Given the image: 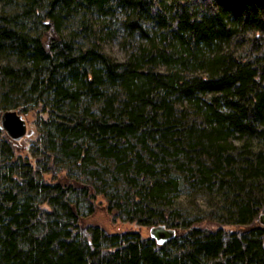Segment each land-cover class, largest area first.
I'll return each instance as SVG.
<instances>
[{"label": "trees", "instance_id": "1", "mask_svg": "<svg viewBox=\"0 0 264 264\" xmlns=\"http://www.w3.org/2000/svg\"><path fill=\"white\" fill-rule=\"evenodd\" d=\"M116 6L149 40L123 59L97 39ZM0 15V51L20 57L0 67V111L48 114L33 151L0 127V264H264V0H17ZM183 180L238 227L182 218ZM99 196L175 236L85 223Z\"/></svg>", "mask_w": 264, "mask_h": 264}, {"label": "rangeland", "instance_id": "2", "mask_svg": "<svg viewBox=\"0 0 264 264\" xmlns=\"http://www.w3.org/2000/svg\"><path fill=\"white\" fill-rule=\"evenodd\" d=\"M17 0H0V12L10 13L13 11ZM116 1V0H115ZM111 5H115V2H111ZM106 17L102 16L100 20L106 22L104 26L99 25L97 21V39L100 41L102 47L116 59H123L128 54L135 50L140 45L147 43L149 40L145 38L140 32L135 31L133 35H130V31L122 24L125 20L124 9L121 6H116L114 9L108 10ZM0 21H7L6 16L0 15ZM98 20V18H97ZM2 23H0L1 25ZM247 37H253V32H248ZM246 37V38H247ZM80 44H86L88 40L78 38ZM240 43L233 40L226 43L224 49L232 50L237 54L240 52L249 51L250 47L247 43ZM3 46L7 47V41L2 43ZM1 45V46H2ZM2 48L0 51V67L6 63L16 64L20 61V57L15 53L14 49ZM7 80L3 79L0 73V93L4 91ZM13 97L18 96L21 98L19 90L13 92ZM24 95V94H22ZM10 97V95H9ZM12 97V98H13ZM27 121V135L21 138V143L25 144V149L28 151L31 149V144L38 137V130L42 124V120L48 117L46 111L39 112L38 110H32L26 114H23ZM31 151H33L31 149ZM215 190V189H214ZM98 207L94 214L86 217L85 223H93L101 226L108 232H124L130 230L139 231L142 235H150L151 225H140L135 221H129L125 217H118L111 213L106 205V200L99 196L97 199ZM100 200V201H99ZM96 201V203H97ZM220 203V204H219ZM222 201L220 195L217 193H210L205 191L204 188L191 185L189 182H181L179 190L175 197V207L178 210V214L182 218H186L196 226L206 228H217L223 226L227 229H235L238 226L225 221L230 220L228 212L223 209L221 204Z\"/></svg>", "mask_w": 264, "mask_h": 264}, {"label": "water", "instance_id": "3", "mask_svg": "<svg viewBox=\"0 0 264 264\" xmlns=\"http://www.w3.org/2000/svg\"><path fill=\"white\" fill-rule=\"evenodd\" d=\"M0 127L15 140H20L28 134L27 121L17 109L0 111ZM259 221L264 226V212L259 214ZM175 234L176 229L164 223L150 226V236L155 238L158 243H163L173 238Z\"/></svg>", "mask_w": 264, "mask_h": 264}, {"label": "bare ground", "instance_id": "4", "mask_svg": "<svg viewBox=\"0 0 264 264\" xmlns=\"http://www.w3.org/2000/svg\"><path fill=\"white\" fill-rule=\"evenodd\" d=\"M258 220H259V217H258ZM260 222V221H259Z\"/></svg>", "mask_w": 264, "mask_h": 264}]
</instances>
